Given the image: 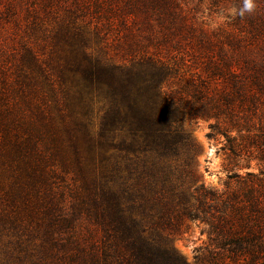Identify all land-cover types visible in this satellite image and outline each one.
<instances>
[{"label":"trees","instance_id":"obj_1","mask_svg":"<svg viewBox=\"0 0 264 264\" xmlns=\"http://www.w3.org/2000/svg\"><path fill=\"white\" fill-rule=\"evenodd\" d=\"M12 2L0 264H264V0ZM191 7V4H194ZM204 14V12H202ZM186 119L213 120L224 188ZM256 162V169L252 162ZM201 228L188 262L172 245Z\"/></svg>","mask_w":264,"mask_h":264},{"label":"rangeland","instance_id":"obj_2","mask_svg":"<svg viewBox=\"0 0 264 264\" xmlns=\"http://www.w3.org/2000/svg\"><path fill=\"white\" fill-rule=\"evenodd\" d=\"M21 5L24 7V3ZM198 0H195V3ZM12 2H20V0H0V146L4 141L8 142L10 135V125L8 123V60L14 61L13 53L17 49V43L23 35L24 23H21V29L17 26L15 18H22L25 21V13L20 10H13L14 16H8V7ZM30 4L35 3L34 0H28ZM201 11L199 14L207 27L211 30L217 29L225 24L226 18L222 14L210 13L206 10L208 0H203ZM191 4V7L195 5ZM18 4V3H17ZM10 76V75H9ZM213 120L186 119L184 127L191 134L192 139L196 143L197 151L195 157V171L199 182L205 184L207 188L213 190H221L227 180V155L222 147L226 143L225 138L217 136L210 138L208 134L211 132ZM252 166L256 169V162H252ZM206 237L201 235V228L195 224H190V231L182 238L176 237L172 241L173 247L188 262L193 263L195 250L202 245Z\"/></svg>","mask_w":264,"mask_h":264},{"label":"clouds","instance_id":"obj_3","mask_svg":"<svg viewBox=\"0 0 264 264\" xmlns=\"http://www.w3.org/2000/svg\"><path fill=\"white\" fill-rule=\"evenodd\" d=\"M256 10L255 0H242V6L237 9H232V14L243 18L246 14L251 15Z\"/></svg>","mask_w":264,"mask_h":264}]
</instances>
